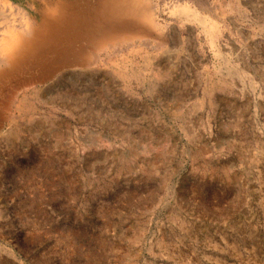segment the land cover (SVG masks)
Here are the masks:
<instances>
[{
  "label": "rangeland",
  "instance_id": "374dc122",
  "mask_svg": "<svg viewBox=\"0 0 264 264\" xmlns=\"http://www.w3.org/2000/svg\"><path fill=\"white\" fill-rule=\"evenodd\" d=\"M57 1L0 79V264H264V0H0V39Z\"/></svg>",
  "mask_w": 264,
  "mask_h": 264
},
{
  "label": "bare ground",
  "instance_id": "6f19581e",
  "mask_svg": "<svg viewBox=\"0 0 264 264\" xmlns=\"http://www.w3.org/2000/svg\"><path fill=\"white\" fill-rule=\"evenodd\" d=\"M14 2V1H13ZM22 2V1H21ZM90 2V1H89ZM87 3V2H86ZM93 3V2H92ZM166 3V2H165ZM94 4V3H93ZM99 4V3H98ZM141 0H112L111 15L114 18L134 17L145 23H152L148 10L142 8ZM85 6V5H84ZM223 6V5H222ZM89 7V6H88ZM224 7V6H223ZM11 8V7H10ZM222 8V7H221ZM16 9V8H15ZM21 9V8H20ZM86 9V8H85ZM99 9V8H98ZM225 9V8H224ZM5 10V9H4ZM15 11V10H14ZM22 11V10H20ZM83 11V10H82ZM96 11V10H95ZM4 12V11H3ZM86 12V11H85ZM90 13V12H89ZM97 13V12H96ZM161 13V12H160ZM3 15V14H2ZM71 15L70 6L63 1H57L48 9L47 22L42 26L27 25L28 32H21L12 26L5 30L6 36L0 39V55L4 58L7 67H0V79H4L15 71L19 65H22L27 57L36 48L44 44H57L59 37L63 36L65 24L69 23ZM91 15V14H90ZM14 16V15H13ZM22 16V15H21ZM78 15H76V18ZM99 16V15H97ZM89 17V16H88ZM181 17V16H180ZM184 17V16H183ZM85 18V17H84ZM87 18V17H86ZM100 18V17H99ZM25 19V18H24ZM91 19V18H90ZM227 19V18H226ZM93 20V19H92ZM225 20V19H224ZM5 21V20H4ZM211 21V20H210ZM9 22V21H8ZM23 23V22H22ZM25 23V22H24ZM89 23V22H88ZM92 23V22H91ZM195 23V22H194ZM226 23V22H225ZM81 24V23H80ZM186 24V23H185ZM214 24V23H213ZM199 25V24H198ZM197 25V26H198ZM204 25V24H203ZM70 26V25H69ZM68 26V27H69ZM83 26V25H82ZM91 26V25H90ZM94 26V25H93ZM166 27V26H165ZM82 28V27H81ZM80 28V29H81ZM91 28V27H90ZM73 29V28H72ZM83 29V28H82ZM79 30V29H78ZM216 30V28H215ZM3 31V29H2ZM77 31V30H76ZM92 31V30H91ZM205 31V30H204ZM93 32V31H92ZM67 33V32H63ZM70 34V33H69ZM60 35V36H59ZM66 35V34H65ZM80 35V34H79ZM217 35V34H216ZM1 36V35H0ZM71 36V34H70ZM219 36V35H218ZM77 37V36H76ZM85 37V36H84ZM71 38V37H70ZM80 38V37H79ZM82 38V37H81ZM221 38V37H220ZM219 38V39H220ZM65 39V38H64ZM212 39V38H211ZM214 40V39H213ZM221 40V39H220ZM61 41V40H60ZM59 41V42H60ZM58 42V43H59ZM210 44V42H209ZM69 45V44H68ZM216 45V44H215ZM218 45V44H217ZM63 47V46H62ZM223 49V48H221ZM226 51V50H225ZM148 55V54H147ZM58 58V57H57ZM3 65V64H2ZM5 65V64H4ZM54 66V65H53ZM38 73V72H37ZM24 75V74H23ZM22 77V76H21ZM15 79V78H14ZM8 85V84H7ZM3 87V86H2ZM12 89V88H11ZM3 97V96H2ZM11 109V108H10ZM14 110V109H13ZM1 111V110H0ZM10 112V111H9ZM8 112V113H9ZM17 120V119H16Z\"/></svg>",
  "mask_w": 264,
  "mask_h": 264
}]
</instances>
